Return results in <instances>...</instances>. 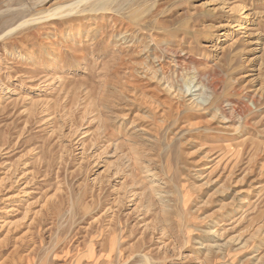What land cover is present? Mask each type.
I'll list each match as a JSON object with an SVG mask.
<instances>
[{
    "label": "rangeland",
    "instance_id": "rangeland-1",
    "mask_svg": "<svg viewBox=\"0 0 264 264\" xmlns=\"http://www.w3.org/2000/svg\"><path fill=\"white\" fill-rule=\"evenodd\" d=\"M23 1L24 18L11 22L0 0V264H264V0ZM72 3L71 15L47 17ZM76 17L90 33L47 58L42 37ZM123 24L134 25L138 48L122 42ZM153 33L179 51L182 73L170 76L198 70L188 98L208 91L204 73L223 74L194 119L216 116L211 124L178 131L171 145L141 143L160 155L152 166L168 182L167 202L114 127L122 61L150 67L154 50L136 54ZM187 136L197 162L182 173ZM201 166L203 180L192 176ZM238 188L246 192L233 198Z\"/></svg>",
    "mask_w": 264,
    "mask_h": 264
},
{
    "label": "bare ground",
    "instance_id": "bare-ground-1",
    "mask_svg": "<svg viewBox=\"0 0 264 264\" xmlns=\"http://www.w3.org/2000/svg\"><path fill=\"white\" fill-rule=\"evenodd\" d=\"M27 1H30V0H27ZM39 1L42 2L44 0H39ZM81 1H84V0H80L78 2H81ZM85 1H87V0H85ZM1 2L7 6L8 10L6 12L9 11L10 16H11L10 17L11 22L13 20L17 19L18 17L24 18V15H25L24 13L26 11V8L24 6H26V4H25L26 1L24 2L23 0H1ZM102 3L103 2L98 3V5H97L98 7L94 6L95 7L94 10H100L101 11V10H103V8L105 10L106 6L103 5ZM30 4H29V6H30ZM74 4L75 3H72L71 5L66 6V7H63L64 5L63 6H57L54 10H47V12H48L47 17L49 18V17H53L56 15L67 16L72 12V6ZM65 8H68V9H65ZM140 13H141V11H140ZM37 17H39V16H37ZM75 19L74 20L76 22H73L70 25V28H67L68 30L66 29V31H59L58 33L54 34V36L44 35V37H42V39L40 41V47L45 50L47 58L55 60L57 58V56L59 54H61V51L59 48V42L60 41H64V43L67 42L68 46L71 47V46H73L75 41H81L84 34L90 33L91 30L89 27L88 28L83 27V22L87 18L76 17ZM31 20L32 21H35V20L40 21L39 18H35V17H34V19L32 18ZM29 21L30 20H28V19H24V21L21 23V25H23L25 22H29ZM132 26L134 27L133 24H128L127 26H124V24H123L120 26V31L119 30L118 31H119V34H121L120 36H123L122 39H125V41L123 40L122 42H124V43L133 42V43H135V47H137L138 36H136L135 30L132 28ZM19 27H22V26H19ZM41 31H42V29H41ZM120 36H118V37H120ZM147 37H148V35H147ZM116 39L117 38H115V40ZM148 39H149V41H144V42L142 41L143 42L142 47L137 50L136 56L139 54L147 53V52H150L151 50L152 51L154 50L153 55H156V61H153L152 65L150 67L143 65L141 61L136 62V60L131 59V58H127V59L125 58L122 61V65L124 66V69L126 70L124 72V75H123L125 80L121 79L120 94H121L122 99H120V101H121V104L119 106L120 110L117 112V116L114 117V122H115L114 127H115V129H117L119 131V133L125 134L126 140L132 146V150H133V154H134V161H136L137 168L139 170V175L141 174V177H143V179H145L146 181H148L150 183V188L155 192L156 195H158V198L161 202H167L166 199L172 195L171 192L166 191V188L168 186V182L165 181V178H163V176H161V172L158 170V168H155L152 166L153 165L152 163L156 162V160L161 161L160 155L150 153L152 151L145 149L141 143H143V142L148 143L154 149L156 147H161L163 141H165L166 144L171 145L172 143H174L176 141L178 131L185 130V129H189V130L194 131L195 129H197V130L200 128L203 129L202 127L205 124H211L212 120H214L216 116L205 119L203 121L199 120L203 117L202 115L205 114L202 106H203V102L206 101V99L208 97H212L211 94L214 93L216 91V89L218 88V85L220 84V82L222 80L221 75H223V74H221L220 71H218V70L215 72H209L208 71V72L204 73L205 79L207 81L206 87H207L208 91H206L202 94L200 101H198L195 98L194 99L188 98L189 93L192 92V88L196 87V85H195L196 84V82H195L196 76L195 75H196V73H198L197 72L198 70L193 71L194 74L192 76H189V77H187L185 79H181V80H180V78L179 79L176 78L178 76H175V77L170 76L171 73L181 72L178 70L179 68H181L179 51L174 50V49L170 48L169 46H168L169 48L167 46H164L163 44L166 41H165V39L161 38L159 36V34L153 33L152 35L149 36ZM139 42H140V40H139ZM152 43L155 46V48H153V49L151 46ZM179 49H181V48L179 47ZM151 55L152 54L148 53L147 57H150ZM35 58L36 57H34V59ZM177 70L179 72H177ZM179 74H177V75H179ZM118 96H120V95H118ZM113 107L116 108V105H114ZM115 108H114V110H115ZM145 118H149L153 121H151L150 123H147V122L143 121ZM196 118H199L198 119L199 121H194V119H196ZM171 125L174 127L172 129L168 130L167 132H165L164 130L169 129V127ZM123 130H125V131H123ZM164 132H165V134H164ZM182 133L183 132L181 131V134ZM186 134H187V132H186ZM191 137L187 136V137H183V138L181 137L178 139V144L180 145V148H179V152L177 153L176 159L179 161L180 165L177 168V170H179V172H182V173L185 171L189 172L191 170L190 165L193 162L195 163V161H196L194 159H191V157H190L192 155V151H189V150H190V148L195 146L194 145L195 139H192ZM188 145H189V147H188ZM129 149H130V147H129ZM163 151H164V149H163ZM199 156H202V155H199ZM131 157H130V159H131ZM202 160H203V158H202ZM203 168L204 167L199 169V171L194 172V174H192V176L194 178H198L199 180H203L202 174H201ZM194 178H191V179H194ZM191 182H193V181L191 180ZM196 190H198V187ZM245 192H246V190L243 188H238L235 190L233 189V192H232L234 194L233 198H235L238 195H242V193H245ZM179 193H181V192H179ZM241 198H242V196H241ZM206 200L207 199H205V201ZM184 201H185V198H184ZM195 206L197 207V205H195ZM169 211H171V210H169ZM213 230H215V229H213ZM215 231H217V230H215ZM258 232H259V235H264V228L260 229ZM211 233H213V231ZM219 238L218 237H217V239L215 238L216 239L215 244L214 245L212 244V245H213V247H217V248L221 249L222 246L224 245V242L220 243ZM238 243H240V242H238Z\"/></svg>",
    "mask_w": 264,
    "mask_h": 264
}]
</instances>
